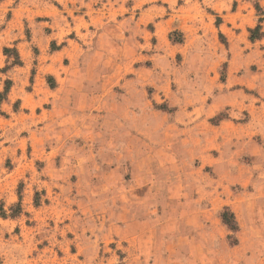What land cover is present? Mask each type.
<instances>
[{
    "label": "rangeland",
    "instance_id": "rangeland-1",
    "mask_svg": "<svg viewBox=\"0 0 264 264\" xmlns=\"http://www.w3.org/2000/svg\"><path fill=\"white\" fill-rule=\"evenodd\" d=\"M0 93V264H264V0H0Z\"/></svg>",
    "mask_w": 264,
    "mask_h": 264
},
{
    "label": "trees",
    "instance_id": "trees-1",
    "mask_svg": "<svg viewBox=\"0 0 264 264\" xmlns=\"http://www.w3.org/2000/svg\"><path fill=\"white\" fill-rule=\"evenodd\" d=\"M261 27H257L256 29L250 30L251 37L250 39L252 41L258 40L263 37V33H261ZM8 52V51H7ZM8 92V89L6 88V93ZM2 94L0 93V105L3 101ZM36 204H38V201H36ZM2 216H5V212L1 213ZM223 223L228 227V229L234 233H237L239 231V225L238 222L234 216L233 213L230 212L229 209H225L224 212L221 215Z\"/></svg>",
    "mask_w": 264,
    "mask_h": 264
}]
</instances>
